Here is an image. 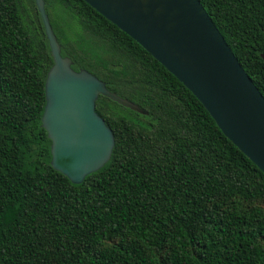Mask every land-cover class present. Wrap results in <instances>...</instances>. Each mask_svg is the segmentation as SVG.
Here are the masks:
<instances>
[{"label": "trees", "instance_id": "1", "mask_svg": "<svg viewBox=\"0 0 264 264\" xmlns=\"http://www.w3.org/2000/svg\"><path fill=\"white\" fill-rule=\"evenodd\" d=\"M264 98V0H199ZM99 95L108 160L78 184L40 124L52 64L33 0H0V264H264V174L196 97L83 0H43Z\"/></svg>", "mask_w": 264, "mask_h": 264}, {"label": "water", "instance_id": "2", "mask_svg": "<svg viewBox=\"0 0 264 264\" xmlns=\"http://www.w3.org/2000/svg\"><path fill=\"white\" fill-rule=\"evenodd\" d=\"M133 39L201 103L221 132L264 174V98L240 66L199 0H83ZM52 64L44 78L40 124L52 169L78 184L100 168L113 146L95 111L99 95L142 110L106 89L89 71L71 68L44 11L33 0ZM264 60V58H263Z\"/></svg>", "mask_w": 264, "mask_h": 264}]
</instances>
